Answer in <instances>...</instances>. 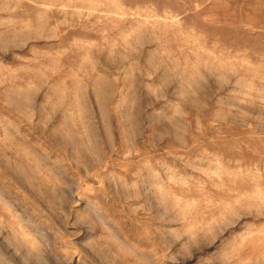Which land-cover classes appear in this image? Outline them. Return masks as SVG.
I'll return each instance as SVG.
<instances>
[{"label":"rangeland","instance_id":"374dc122","mask_svg":"<svg viewBox=\"0 0 264 264\" xmlns=\"http://www.w3.org/2000/svg\"><path fill=\"white\" fill-rule=\"evenodd\" d=\"M0 264H264V0H0Z\"/></svg>","mask_w":264,"mask_h":264}]
</instances>
